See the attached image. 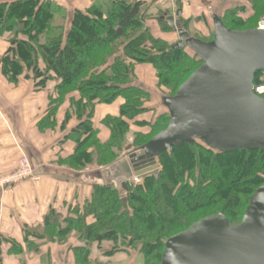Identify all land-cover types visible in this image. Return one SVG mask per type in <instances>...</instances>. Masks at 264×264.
<instances>
[{"label": "trees", "instance_id": "trees-1", "mask_svg": "<svg viewBox=\"0 0 264 264\" xmlns=\"http://www.w3.org/2000/svg\"><path fill=\"white\" fill-rule=\"evenodd\" d=\"M248 1L247 17L242 16L246 7L239 5L219 16L228 28L258 27L264 0ZM161 14L162 29L174 31L176 24L167 21L169 13ZM148 18L141 0H103L72 14L53 0H0V36L9 35L10 43L0 56L2 73L12 82L25 75L40 87L57 78L58 97L51 99L50 116L69 94H80L78 100H71L68 112V119L72 111L79 120L69 164L82 168L94 160L107 167L128 153L129 121L145 111L149 98L144 87L134 84L133 66L153 65L158 86L171 89L168 97L202 65L203 60L189 47L175 48L178 42L156 38L145 25ZM178 29L188 31L183 18ZM263 74L255 75V83ZM118 97L125 102L118 117L104 119L111 137L103 143L93 126L95 106ZM169 121L170 112L160 115L149 133L134 134L133 150L147 144ZM158 163L157 176L150 174L139 183L125 184L126 201L115 186L96 185L84 206H76L74 216H48L41 236L63 241L75 233L86 244L76 249L85 259L92 243L102 249L103 242H111L110 254L137 249L145 264H162L164 246L171 236L210 215L223 214L233 224L241 222L252 195L264 185V151L260 149L224 152L197 139L162 152Z\"/></svg>", "mask_w": 264, "mask_h": 264}, {"label": "crops", "instance_id": "crops-1", "mask_svg": "<svg viewBox=\"0 0 264 264\" xmlns=\"http://www.w3.org/2000/svg\"><path fill=\"white\" fill-rule=\"evenodd\" d=\"M16 1V0H4ZM69 10H85L94 2L101 0H53ZM144 11L152 5L158 9L149 12L146 26L156 38L170 44L179 41L180 18L188 23V31L193 37L210 41L214 34V17L223 16L230 7L244 6L249 14L251 5L248 0H141ZM178 9L182 15L176 17L174 31H164L160 25L161 13L170 16ZM1 39V38H0ZM5 39V37H3ZM0 40V56L8 50L10 43ZM134 84L141 85L149 93L145 101V111L134 120H130L133 134L149 133L150 125L157 118L169 112L164 104L166 94L158 86L157 72L149 63L136 64ZM0 67V174L10 172L18 164L21 156L31 160L38 180H25L11 192L0 191V258L2 264H77V248L86 246L75 233L66 240L48 239L41 236L45 232L48 216L61 214L74 216L76 206L83 207L91 198L96 185H106L103 166L88 165L77 168L69 164L68 159L76 149L74 129L79 120L71 111V100H78V91L69 94L59 106L55 115L50 116L51 99L58 97L60 81L53 78L44 87L22 75L19 82H12L2 73ZM125 99L118 97L112 103H97L93 126L101 142H107L111 131L103 121L107 116H119ZM122 153L120 156H126ZM93 219L89 217L88 222ZM111 242H103L102 246ZM91 255L103 262H117L127 259L125 256L103 254L94 242L90 246ZM130 264H136L133 254Z\"/></svg>", "mask_w": 264, "mask_h": 264}, {"label": "water", "instance_id": "water-1", "mask_svg": "<svg viewBox=\"0 0 264 264\" xmlns=\"http://www.w3.org/2000/svg\"><path fill=\"white\" fill-rule=\"evenodd\" d=\"M181 15L178 9L167 21L173 25ZM174 47H189L203 63L164 98L168 126L139 150L129 144L126 156L103 169L105 184L122 195L125 184L157 176L160 154L185 142L198 139L224 152L264 151V97L253 89L255 75L264 73V29L232 30L215 16L212 40L179 29ZM164 247L162 264H264V185L252 195L241 222L210 215L171 236Z\"/></svg>", "mask_w": 264, "mask_h": 264}, {"label": "built area", "instance_id": "built-area-1", "mask_svg": "<svg viewBox=\"0 0 264 264\" xmlns=\"http://www.w3.org/2000/svg\"><path fill=\"white\" fill-rule=\"evenodd\" d=\"M264 29V20H261L258 27ZM256 94L264 97V74L261 76V80L258 83H254L253 88ZM40 177L36 174L33 164L29 157L21 156L18 161V164L13 170L5 175L0 176V191L2 192H11L13 191L20 183L25 180H38ZM140 180H135L139 182Z\"/></svg>", "mask_w": 264, "mask_h": 264}, {"label": "rangeland", "instance_id": "rangeland-1", "mask_svg": "<svg viewBox=\"0 0 264 264\" xmlns=\"http://www.w3.org/2000/svg\"><path fill=\"white\" fill-rule=\"evenodd\" d=\"M102 2H103V0H101ZM130 1H132V0H130ZM234 6H236V5H234ZM233 6V7H234ZM158 9V7L157 8H155V7H152V5H150V7L147 9V15L148 16H150L148 13L149 12H153V13H156V10ZM149 11V12H148ZM261 20H264V16H261L260 17V19L258 20V25H259V23H260V21ZM9 36V35H8ZM8 36H6L5 37V39L7 38L8 39ZM0 40H2V43H6L7 41L5 40V39H3V37L2 36H0ZM212 38H213V36L210 38L211 40H212ZM8 41H9V39H8ZM1 47V46H0ZM123 52V51H122ZM5 74V73H4ZM6 75V74H5ZM7 76V75H6ZM163 94H170L171 93V89L169 88V87H165L164 88V90H163ZM172 95V94H171ZM134 134H133V132L129 129L128 130V132H127V140H128V143H130V144H132L133 142H134ZM149 138H151V136L149 137ZM95 158V154L93 155V159ZM94 161V160H93ZM93 161H92V163L91 164H93V165H97V166H102V165H98V164H96L95 162L93 163ZM7 173H9V172H7ZM7 173H4V174H0V176L1 175H5V174H7ZM140 182V181H139ZM139 182H133V183H139ZM123 198L125 197L126 198V200H127V194H124V195H121ZM236 224L238 223V222H235ZM109 248H112V244H108V243H105V245L104 246H102V249H100L101 250V252L103 253V254H108V255H114L115 253H117V254H119V255H122V256H125V255H129L128 256V258L127 259H123V260H119V261H117V262H113V261H107V262H103V261H98V259L97 258H95L94 256H92L91 254L85 259L83 256L81 257V256H79L78 254H77V264H130V262H129V260H131L130 259V255L131 254H133V256H135L134 258H136V260H137V262H136V264H145V259H144V256L142 255V253H140L139 251H137V249L136 250H133L132 249V251L130 250V251H126V250H118V251H115V253H109V252H111V251H109Z\"/></svg>", "mask_w": 264, "mask_h": 264}]
</instances>
